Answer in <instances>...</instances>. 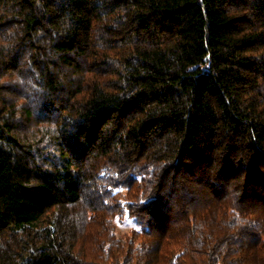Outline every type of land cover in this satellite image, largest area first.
<instances>
[{"label":"trees","instance_id":"1","mask_svg":"<svg viewBox=\"0 0 264 264\" xmlns=\"http://www.w3.org/2000/svg\"><path fill=\"white\" fill-rule=\"evenodd\" d=\"M0 264H264V0H0Z\"/></svg>","mask_w":264,"mask_h":264},{"label":"rangeland","instance_id":"2","mask_svg":"<svg viewBox=\"0 0 264 264\" xmlns=\"http://www.w3.org/2000/svg\"><path fill=\"white\" fill-rule=\"evenodd\" d=\"M136 229V225L132 220L126 219L122 222H116V234L122 236L129 233L131 230Z\"/></svg>","mask_w":264,"mask_h":264}]
</instances>
